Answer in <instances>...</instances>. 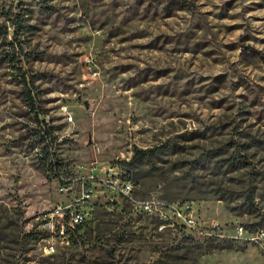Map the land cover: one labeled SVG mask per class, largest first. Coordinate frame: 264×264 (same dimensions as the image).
Returning a JSON list of instances; mask_svg holds the SVG:
<instances>
[{
	"label": "rangeland",
	"instance_id": "1",
	"mask_svg": "<svg viewBox=\"0 0 264 264\" xmlns=\"http://www.w3.org/2000/svg\"><path fill=\"white\" fill-rule=\"evenodd\" d=\"M257 229L264 0H0V264H264Z\"/></svg>",
	"mask_w": 264,
	"mask_h": 264
},
{
	"label": "trees",
	"instance_id": "2",
	"mask_svg": "<svg viewBox=\"0 0 264 264\" xmlns=\"http://www.w3.org/2000/svg\"><path fill=\"white\" fill-rule=\"evenodd\" d=\"M24 82H26L25 75H23ZM28 98H30V92L28 90ZM37 136L40 138V142H44V139L42 138V135H40V131H37ZM161 149L160 146H153L150 148H135L134 152L130 158L129 161L126 162V164H137L142 162L145 159H148L152 157L153 155L157 154V152ZM42 159L44 160V165L46 166V169L53 174V176L59 180L62 181L63 178H65V173L67 170L63 167V165L57 161V159L53 158V154L49 150V147L42 148ZM126 178V177H124ZM129 179V178H126Z\"/></svg>",
	"mask_w": 264,
	"mask_h": 264
},
{
	"label": "built area",
	"instance_id": "3",
	"mask_svg": "<svg viewBox=\"0 0 264 264\" xmlns=\"http://www.w3.org/2000/svg\"><path fill=\"white\" fill-rule=\"evenodd\" d=\"M69 120H71V116L69 117ZM118 167H120L119 163H118ZM124 179L130 181L129 179H126V178H124ZM60 182H63V181H60ZM143 209L145 211H147V212H152V210H153L150 203H144L143 204ZM79 222H81V216L73 214L71 216L70 220L68 221V224H69V226L74 227V225L78 224ZM239 230H240L241 233L244 231L243 227H240ZM65 231H67V230L65 229ZM248 239L252 240V241H255V242L264 243V229H257L256 231L252 232L249 235Z\"/></svg>",
	"mask_w": 264,
	"mask_h": 264
}]
</instances>
